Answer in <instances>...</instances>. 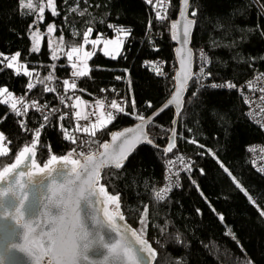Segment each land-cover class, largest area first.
Listing matches in <instances>:
<instances>
[{
    "label": "trees",
    "instance_id": "16d2710c",
    "mask_svg": "<svg viewBox=\"0 0 264 264\" xmlns=\"http://www.w3.org/2000/svg\"><path fill=\"white\" fill-rule=\"evenodd\" d=\"M56 3L60 15L52 17L46 10L45 20L39 28L45 33L47 24L54 21L57 26L55 34L63 33L64 43L49 47L47 36L43 35L40 51L30 54L28 50L31 41L27 31L32 17L24 15L26 9L18 8V0H0V52L11 55L20 51L21 62L27 64L29 71H33V82L50 73L55 77L48 83L57 89L56 92H45L44 85L36 83V87L27 93L28 101L34 99L46 105L47 111L57 108L59 114H63L68 108L60 103L61 96L72 94L73 98L79 96L83 101L93 98L102 88L114 86L128 104L135 99L138 110L145 116L162 105L172 90V76H156L144 66V61L155 58H162L164 61L174 59L169 22L176 17L177 0H171L169 22L163 23L155 20L151 6L144 0H56ZM77 4L81 10L88 9L85 16L81 17L69 11ZM191 4L199 12L197 17H192L197 20L192 48L197 53L203 47L210 60L206 72L210 71L212 76L205 78V84L230 80L238 86L256 71H264V0H191ZM149 20L153 21L151 29L148 28ZM217 22L224 27L215 28ZM109 23L132 30L120 55L112 59L99 50L95 51L88 61V76L77 79V89L65 94L62 81L69 79L73 71L66 52L82 43V33L88 27L93 28L91 38L97 37L98 33L106 38L116 35L107 27ZM73 33L79 35L74 36ZM242 36L245 37L244 40L240 39ZM233 41L238 42L237 46L229 47ZM53 52L57 59L52 58ZM52 65L56 67L53 68ZM118 76L122 79L117 80ZM28 82V77L22 74L16 76L14 69L0 72V86L6 85L14 95H23ZM197 87L192 81L177 125L175 151L186 153L193 169L182 174L181 186L173 188L163 202L155 201L151 197V189H158L163 185L165 161L170 156L169 154L164 157L161 151L167 143L169 129L172 128L173 111L169 109L151 127L155 142L161 149L139 147L129 158L119 177L111 178L108 191L110 194L117 191L121 194V210L126 217L124 223L133 229L140 227L139 214L143 211L142 205H149L145 238L157 249L158 264H176V258L180 259L181 264H247L249 259L253 264H264V218L260 217L257 208L235 188L212 156L206 152V149L214 151L257 204L264 208V176L252 168L247 151L250 145L264 141V134L247 118L245 106L236 89H201L197 97L187 102ZM73 100L65 102L70 104ZM146 101L152 103L151 109L146 107ZM127 110L131 111V108L128 107ZM8 111L7 106L0 105V117ZM213 111L228 112V123L211 118ZM17 119L14 115H9L7 120L0 123V131L12 141L11 145L5 141L12 149L9 157L2 158L6 163L14 162L16 153L31 140V135L20 131ZM20 119H26L30 130L43 123L41 113L32 109L26 118ZM134 122L136 120L133 117L122 114L106 130L98 132L97 137L103 142L107 140L109 132ZM62 123L67 127L70 119L67 118ZM189 128L192 129L191 132L188 131ZM188 138L198 140L205 148L188 143ZM40 142L51 145L54 154L68 152L69 144L62 139L55 116L42 131ZM47 158V150L38 149V163L41 166ZM200 169L205 170L204 175L200 174ZM192 180L196 181L216 211L225 216V223L222 224L211 211ZM101 183L107 184L108 181L102 180ZM197 208L201 210L200 215L196 212ZM166 221L167 231L161 233L158 226H164ZM229 229L235 233L243 251L231 236L225 235ZM177 234L181 240L179 244L176 242ZM157 240L159 244L156 243ZM161 244L163 247H160Z\"/></svg>",
    "mask_w": 264,
    "mask_h": 264
},
{
    "label": "snow or ice",
    "instance_id": "6c2138e0",
    "mask_svg": "<svg viewBox=\"0 0 264 264\" xmlns=\"http://www.w3.org/2000/svg\"><path fill=\"white\" fill-rule=\"evenodd\" d=\"M66 2V0H65ZM155 13V20L163 23L168 20V11L171 0H145ZM178 18L171 21L169 28L171 32V40L176 41L179 45L175 49L176 58L179 62V69L175 71V75L171 77L173 91L170 98L163 103L162 107L150 116H145L137 108L136 101L133 99L130 104L123 98L118 102L112 99L107 104L105 111V99H97L94 105H89L91 111L82 113L80 110L72 112L77 121L75 128L71 131L62 122L66 120L69 113L59 114V109L51 108L45 114L46 105H40L37 101H28L27 93L36 87V83L44 85L43 91L56 92L57 89L49 86L50 81L55 79L53 74L39 78L33 82V71H29L26 63L21 62V52L17 51L11 55L0 52V72L5 69H14V74H21L29 78L26 85V92L21 96H16L9 88L0 86V105L8 107L9 111L0 117V123L7 120L9 115L17 117V124L21 132L31 135L29 143H25L16 153L14 162L6 163L2 158L9 157L12 149L4 146L2 142L12 144L8 140L6 134L0 131V219H11L16 226L21 229V237L23 243L12 244V249H18L25 253L30 260V264H158L159 253L157 249L145 238L149 221V205L143 204V211L139 214V223L142 226L139 230L133 229L127 223H120L126 220L121 204V194L117 191L110 194L108 188L111 186V178H118L121 170L131 155H133L139 146L146 144L153 148L161 149V146L155 142V137L151 132L156 118L165 110L174 108V116L180 117L182 109L185 107L184 94L190 87V82L194 81L198 87L192 91L191 97L187 102H191L193 97H197L201 89H237L238 86L230 80L222 83L212 82L205 84V78L211 77L212 73L206 72L205 69L210 63L207 53L201 49L199 52V71L192 70V50L188 47L192 29L197 24V20L190 17H197L198 8L190 3V0H179ZM18 8L26 9L24 15L32 17V22L28 24L27 35L31 41L29 53H38L40 51V39L42 35L50 37V47L52 46L51 34L57 30L55 22L47 24L46 32L40 31L39 25L45 20V11L48 10L52 17H57L60 12L57 10L56 0H18ZM189 9L191 11L189 12ZM72 13H77L83 17L88 9H80L79 5L69 9ZM90 23V22H89ZM103 23V21H101ZM109 29L115 32V39L104 38L102 33H98L96 39H91L93 28L88 27L82 33V43L71 47L67 52V58L73 69L72 80L65 79L62 81V87L65 94L69 91L77 89L76 80L80 77H86L89 74L87 67V59L95 54V49L101 43L103 44L104 55L116 59L120 55L121 50L127 40L131 36L132 30L124 26L107 24ZM153 27V21L149 20L148 28ZM224 27L217 22L215 28ZM14 30V29H13ZM251 31V29H248ZM73 35H79L73 33ZM264 35V33H262ZM244 40L245 37H240ZM59 43H64V35L61 33ZM215 44V41L213 42ZM237 41H233L229 47L237 46ZM91 45L93 51H85L86 45ZM109 46H112L109 49ZM219 46V45H216ZM62 50V49H61ZM154 50L158 51L159 49ZM83 53L84 70H78V64L73 62L74 55L79 59V53ZM53 59H57L53 52ZM163 62L144 61V66L155 73L156 76H166L162 70ZM55 68V65H52ZM21 69L23 71L21 72ZM125 71H127L125 69ZM39 74L37 73V76ZM264 78V73L255 77L254 80L246 82L249 91H255L256 81ZM117 80L122 77H116ZM81 91H84L81 89ZM101 92L107 91L101 89ZM112 91H115L113 89ZM259 91L264 93V87H260ZM75 100L79 104H86L80 97L61 96L60 103L66 108L78 109L79 104L73 102L66 103V100ZM264 101V95L259 97ZM245 104H251L253 101L244 98ZM146 107H153L150 101L145 102ZM130 107L131 111L127 108ZM260 112L248 115L255 118L264 113V107L257 105ZM30 109L41 113L43 123H39L38 127L30 130L27 126L26 118ZM120 114L133 117L138 123L133 127L124 128L121 131L109 132L110 141L100 142L97 133L103 132L112 124ZM57 118L59 131L62 133V139L70 142L76 147L71 148L66 154H54L51 145L41 144L42 131L51 123L53 117ZM211 118L221 123H228V112L213 111ZM79 121H87V124H80ZM173 125L177 123L174 118ZM262 130L264 123L256 120ZM171 135L167 137V144L161 149L164 156L173 153L177 146V131L175 127L169 129ZM189 132L192 129H188ZM83 133L89 138L86 140L81 136L73 133ZM188 143L195 144L199 148H205L198 140L188 138ZM96 145V150L91 149L87 154L79 150L84 145ZM38 149H46L48 158L42 163H38ZM250 153L257 151V146H250L247 149ZM264 152V148L260 149ZM208 155L216 161L223 173L231 180V183L238 189L249 201L250 204L257 208L261 218H264V208H261L248 190L243 186L240 180L232 173V171L219 159L218 155L211 149H206ZM204 153H201L203 155ZM257 159H264V156L257 157L252 160L253 167L257 165ZM179 164L181 167L176 171L173 168ZM115 170V171H113ZM192 164L186 163L185 158L180 155L174 159L165 161V184L158 189H151V197L155 201L163 202L168 198V194L173 188H179V173L182 171L191 172ZM258 172L264 173V166L256 167ZM200 174L204 175L205 170L200 169ZM173 177H176L173 180ZM191 179V177H189ZM102 180L108 181L107 184L101 183ZM45 181L47 183H45ZM192 184L196 187L201 197L209 204L211 211L217 216L220 222L225 223V216L216 211L211 202L207 200L199 185L195 180ZM29 186L36 187L43 191L40 195L29 201ZM147 187V183L145 184ZM109 205L114 206V211L110 210ZM139 211V209H138ZM198 215L201 214L199 208L196 209ZM160 227V232L167 231V221L164 226ZM225 235L231 236L237 242V246L243 251V246L239 243L235 233L229 229ZM176 242L181 243L180 236L177 234ZM156 243L159 244L157 240ZM160 247H163L161 244ZM91 256H99V259H92ZM176 264H181L179 258H176ZM247 264H253L249 259Z\"/></svg>",
    "mask_w": 264,
    "mask_h": 264
},
{
    "label": "built area",
    "instance_id": "2783aa9c",
    "mask_svg": "<svg viewBox=\"0 0 264 264\" xmlns=\"http://www.w3.org/2000/svg\"><path fill=\"white\" fill-rule=\"evenodd\" d=\"M145 1V0H144ZM170 7V6H169ZM152 15L155 17V13L154 11L152 10ZM166 22H169L168 20H166ZM203 49L205 52L206 50L203 48V47H200L197 51V53H195V69H194V72H198L199 71V64H200V61H199V52L200 50ZM207 53V52H206ZM146 61H155V62H163V64L161 65L162 67V70L168 75V74H171V76H173L175 70H176V64H175V61L174 59L172 60H169V61H164L162 58H155V59H148ZM166 63H168L166 65ZM209 67V64L207 65L205 71H207ZM264 73V71H256L247 81L249 80H254L255 77L257 76H260V74ZM74 79L72 76H70V80ZM243 82L241 84L238 85V88L236 89V92L238 93L239 97L241 98L244 106H245V113H246V116L247 118L254 124L256 125L264 134V130L261 129V127L259 126V124L256 123V120H260L262 123H264V113H261L260 116H256L255 118H250L249 117V113L252 112V113H256V112H260V108L257 107V105H260L261 107H264V101H261L259 99V97L261 95H264V93H261L259 91V88L260 87H264V78H261L259 81H256V88L257 90L255 91H249L248 88L245 86L246 85V82ZM77 82V80H76ZM102 89H106L107 91L105 92H101L99 91L93 98L91 99H86V100H83L85 102H87L86 104H83V112L82 113H85V112H88V111H91L92 109L89 107V105H94L95 104V101L97 99H105V104H106V107H105V111H107V104L110 103V101L112 99H116L118 102L120 101L121 98H123L125 100V97L121 94V92L114 86H111L109 88H102ZM113 89H115V91H112ZM16 96H21V94H17ZM69 96H72V94H69ZM247 97L248 99H250L251 101H253V103L251 104H245L244 103V98ZM34 99H31L29 101H32ZM36 101V100H35ZM126 101V100H125ZM72 102H70L71 104ZM40 104V103H39ZM42 105V104H40ZM78 109H70L68 108V110L65 112V113H69V116L68 118L70 119V123L69 125L67 126L69 128V130L71 131L72 129L75 128V125L77 123V121L75 120L74 116H72V112L76 111ZM45 112H47V107L45 109ZM122 115V114H120ZM119 115V116H120ZM80 124H87L88 122L87 121H79ZM74 135L76 136H81L83 139H86V140H90L89 137H87L85 134L83 133H73ZM69 144V149L68 151L73 148V147H76L75 145H72L70 142H68ZM250 146H257V151L255 153H250L248 152V158H249V162L252 166V168L256 170V167H260V166H264V159H257V165L256 167H253L252 165V160L257 158V157H261V156H264V152H261L260 149L261 148H264V141L262 142H257V143H254ZM249 146V147H250ZM92 150V151H95L96 150V146H93V145H84L82 148H80L79 150L81 151H84L85 154H87L89 152V150ZM182 155L184 158H185V162L188 163L190 162L191 163V160L190 158L186 155V153L182 152V151H174L173 153L170 154V156L166 159H174L176 156H180ZM165 167V166H164ZM181 166L179 164H177L174 168H173V171H176L177 169H179ZM258 172V171H257ZM187 172L185 171H182L179 173V183H181V176L182 174H186ZM260 173L261 175L264 176V173H261V172H258ZM164 176H165V173H164ZM176 177H173V180H175ZM165 184V180L163 182V185ZM162 185V186H163ZM175 188V187H174Z\"/></svg>",
    "mask_w": 264,
    "mask_h": 264
},
{
    "label": "water",
    "instance_id": "95a60500",
    "mask_svg": "<svg viewBox=\"0 0 264 264\" xmlns=\"http://www.w3.org/2000/svg\"><path fill=\"white\" fill-rule=\"evenodd\" d=\"M177 1H178V11H179V6H180L179 5V0H177ZM190 3H191V0H190ZM178 11H177L176 17L173 20H171V21H174V20H176L178 18ZM189 12H190V9H189ZM190 18H192V17H190ZM192 19H194V18H192ZM171 21L169 22V25H170ZM194 29H195V26L192 29V37H191L190 43L188 45V47L192 50V61H193L192 70L193 71L195 69V51L192 48V40H193ZM169 36H170V40H171L170 28H169ZM171 43L173 45V51L172 52H173V58H174V61H175V64H176V70H178L179 69V62H178V59L176 58L175 49L177 47H179V45H178V43L176 41H173V40H171ZM174 75H175V72H174L173 76ZM172 82H173V84L175 83L174 81H172ZM191 82H190V84H191ZM172 91H173V87H172L171 92ZM171 92H170V95L168 96V98H170ZM187 94H188V90L184 94V99L185 100H186ZM167 99L163 103H165L167 101ZM163 103H162V105H163ZM162 105H160L153 112H156L158 109H160L162 107ZM170 109L173 111V119L175 118L177 120V123L175 125H173V123H171V124H172V127H175L176 131H177V125H178L179 117H175L174 116V108H170ZM183 110H184V108L182 109V112H183ZM165 111H167V110H165ZM164 112H162L160 115H162ZM152 113H150L148 116H150ZM136 123H138V121H136L132 125L126 126L124 128L133 127ZM124 128L119 129V130H114L112 132L121 131ZM170 135H171V133H169L168 136H170ZM105 141H110V136L109 135H108L107 140H105ZM176 143H177V141H176ZM141 146H150V145L143 144ZM141 146H139V147H141ZM176 149H177V146L173 150V152ZM169 154H171V153H169ZM164 157H167V156H164ZM45 183H47V182L45 181ZM42 191H43V187L42 186L40 188V191H38L36 187L29 186V188H28V192H29L28 204H31L32 200L35 199L37 196H39L40 192H42ZM120 223H124V222H120ZM21 243H23V240H22V237H21V229H19L16 226L15 222L13 220H11V219H0V264H30L29 257L25 253L19 251L18 249H12L10 247V245H12V244H21ZM90 258L99 259L100 257L99 256H91V254H90Z\"/></svg>",
    "mask_w": 264,
    "mask_h": 264
},
{
    "label": "rangeland",
    "instance_id": "374dc122",
    "mask_svg": "<svg viewBox=\"0 0 264 264\" xmlns=\"http://www.w3.org/2000/svg\"><path fill=\"white\" fill-rule=\"evenodd\" d=\"M46 36H47V43H48V46L50 47V37H49L48 35H46ZM59 37H60V35L55 34V32L51 34V39H52V41H53L51 47L57 46V45L59 44ZM90 38H91V37H90ZM104 38H106V37H104ZM107 38L115 39V35L112 36V37H107ZM91 39H96V37L91 38ZM42 42H43V35L41 36V39H40V47H41V45H42ZM111 47H112V46H109V49H111ZM102 49H103V44L101 43L100 45L97 46V48H96L94 51L99 50V51H101L102 53H104V51H102ZM84 50H85V51H93V48H92V46L89 44V45H86V46H85V49H84ZM78 55H79V59H78V60H77V57L74 55V57H73V62H76V63L78 64V70H84V63H83V62H84V60H85V57L83 56V53H82V52L79 53ZM66 57H67V55H66ZM108 57H110V56H108ZM67 60H68V58H67ZM68 61H69V60H68ZM88 61H89V59H87V61H86V63H87V67H88V69H89ZM69 63H70V65H71L72 62L69 61ZM72 70H73V69H72ZM22 71H23V69H21V72H22ZM71 73H72V72H71ZM70 76H71V74L69 75V80H70ZM76 97H77V96H76ZM78 97H79V96H78ZM80 99H81V98H80ZM81 100H82V99H81ZM73 102H76V101L73 100ZM76 103L79 104V102H76ZM78 110H80L81 112H83V104H79V108H78ZM2 143H3L4 146H7V144L5 143V141L2 142ZM109 208H110V210L114 211V206L109 205ZM141 227H142V226L140 225V227H139L137 230H139Z\"/></svg>",
    "mask_w": 264,
    "mask_h": 264
}]
</instances>
